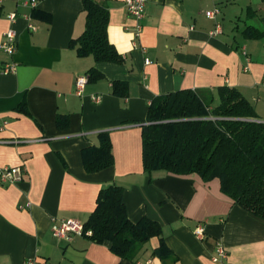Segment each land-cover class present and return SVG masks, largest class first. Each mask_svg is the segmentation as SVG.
Instances as JSON below:
<instances>
[{
  "label": "crops",
  "instance_id": "crops-1",
  "mask_svg": "<svg viewBox=\"0 0 264 264\" xmlns=\"http://www.w3.org/2000/svg\"><path fill=\"white\" fill-rule=\"evenodd\" d=\"M21 1L0 0V167L24 169L20 182L0 184V264H136L108 242L53 235L61 220L86 223L100 191L113 185L124 188L129 219L158 222L176 257L155 256L161 239L154 237L138 261L264 264V220L224 194L219 179L148 174L142 157L148 110L159 96L210 91L218 105L219 89L233 88L264 123V0H149L139 38L124 0H96L109 10L108 36L121 64L97 63L71 48L85 31L83 0H36L35 7ZM215 6L221 14L211 20L206 12ZM216 24L222 33L212 37ZM10 30L17 35L13 56L1 48ZM12 64L16 72L5 73ZM92 68L102 78L78 96L76 81ZM116 82L124 96L114 93ZM104 133L114 164L88 173L84 152L99 147ZM201 224L204 240L194 233ZM219 241L227 256L216 263Z\"/></svg>",
  "mask_w": 264,
  "mask_h": 264
},
{
  "label": "trees",
  "instance_id": "trees-1",
  "mask_svg": "<svg viewBox=\"0 0 264 264\" xmlns=\"http://www.w3.org/2000/svg\"><path fill=\"white\" fill-rule=\"evenodd\" d=\"M83 2L85 31L71 42V48L79 57L92 56L97 63H123L109 40V10L96 0ZM247 34L252 36L253 32L249 29ZM88 75V81L102 78L95 68ZM123 85L116 82L114 93L124 96L118 90ZM218 95V105L210 91L181 90L153 100L142 133L144 170L148 174L196 173L205 182L219 179L224 194L264 220V123L238 90L223 87ZM62 123L59 119V126ZM113 164L112 143L108 134H101L100 146L84 152L85 169L95 173ZM87 231L92 234L83 237L96 244L108 242L115 255L137 262L143 248L158 237L161 246L154 255L164 262L176 260L158 222L143 218L135 223L129 219L121 186L100 191L97 206L84 223Z\"/></svg>",
  "mask_w": 264,
  "mask_h": 264
},
{
  "label": "built area",
  "instance_id": "built-area-1",
  "mask_svg": "<svg viewBox=\"0 0 264 264\" xmlns=\"http://www.w3.org/2000/svg\"><path fill=\"white\" fill-rule=\"evenodd\" d=\"M149 0H124L125 6L128 10V13L135 19V35L137 38L140 37L143 27L141 22L146 16V7ZM21 4L24 6H36V0H22ZM221 10L219 7L215 6L214 8L206 12V17L211 20H216L220 16ZM8 19L11 22L16 20V14L8 15ZM222 33L220 24H216V27L213 31L210 32V36L215 37ZM16 42L17 35L14 30H10L5 34V40L3 41L1 48L3 51L10 56H13L16 53ZM246 54V52H244ZM146 63L149 64L150 60L147 59ZM16 72V65H7L5 67V73L14 74ZM88 83V78L86 76L79 77L76 81V94L82 96L85 90V87ZM264 85V79H263ZM94 101L99 102L101 97H93ZM24 169L22 167H0V184H16L23 179ZM53 235L58 239H70L72 236H90L92 233L90 231L84 232V224L73 220H61L53 225L52 228ZM195 235L199 239L206 238V229L203 224L199 225L195 231ZM227 256L226 249L224 245L219 241L216 244V254L213 257V261L218 263L222 262ZM24 264H36L33 260H28ZM136 264H152V261H138Z\"/></svg>",
  "mask_w": 264,
  "mask_h": 264
}]
</instances>
